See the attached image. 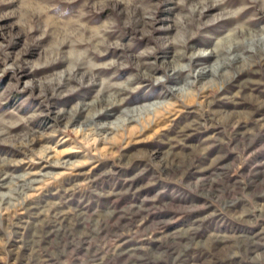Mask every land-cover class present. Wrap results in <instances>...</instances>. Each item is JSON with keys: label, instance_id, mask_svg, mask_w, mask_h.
<instances>
[{"label": "rangeland", "instance_id": "374dc122", "mask_svg": "<svg viewBox=\"0 0 264 264\" xmlns=\"http://www.w3.org/2000/svg\"><path fill=\"white\" fill-rule=\"evenodd\" d=\"M0 264H264V0H0Z\"/></svg>", "mask_w": 264, "mask_h": 264}, {"label": "bare ground", "instance_id": "6f19581e", "mask_svg": "<svg viewBox=\"0 0 264 264\" xmlns=\"http://www.w3.org/2000/svg\"><path fill=\"white\" fill-rule=\"evenodd\" d=\"M177 91H179V89H177ZM181 91H182V90H181ZM146 107H147V106H146ZM146 107H145V108H146ZM153 107H154V106H149L147 109H148V110H149V109H153ZM145 108H142L141 111H142V110L145 111ZM139 110H140V109H139ZM137 111H138V110H137ZM137 111H136V112H137ZM142 112H143V111H142Z\"/></svg>", "mask_w": 264, "mask_h": 264}]
</instances>
